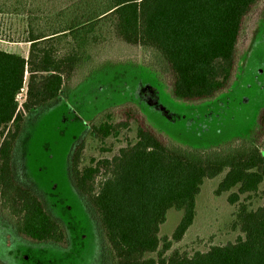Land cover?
<instances>
[{
  "label": "trees",
  "instance_id": "obj_1",
  "mask_svg": "<svg viewBox=\"0 0 264 264\" xmlns=\"http://www.w3.org/2000/svg\"><path fill=\"white\" fill-rule=\"evenodd\" d=\"M260 1L0 0V13L27 16L23 41L30 45L27 57L0 49L2 217L35 241L67 240L63 223L16 181L13 155L26 115L55 103L84 59L116 35L160 53L174 97L189 103L211 100L235 78L245 22ZM104 116L92 124V138L103 146L123 137L126 144L111 157L82 165L85 144L80 143L71 176L98 214L113 264H264V107L252 140L209 149L172 142L131 103ZM222 173L217 194L238 187L229 196L235 203L263 185L262 205L237 210L241 234L236 240L192 254L177 249L169 254L193 224L204 180ZM170 209L182 211V217L171 237L161 236Z\"/></svg>",
  "mask_w": 264,
  "mask_h": 264
},
{
  "label": "rangeland",
  "instance_id": "obj_2",
  "mask_svg": "<svg viewBox=\"0 0 264 264\" xmlns=\"http://www.w3.org/2000/svg\"><path fill=\"white\" fill-rule=\"evenodd\" d=\"M27 16L0 13V49L27 57ZM237 71L231 86L211 100L189 103L168 87V65L153 48L130 44L113 35L96 55L84 59L67 80L55 103L29 112L13 155V173L35 192L64 225L63 243L40 242L20 233L0 213V261L4 264H113L104 245L99 217L71 176L74 151L85 144L82 165L113 156L126 144L110 138L103 146L91 136L95 122L123 103L140 110L147 122L172 142L194 149L236 145L252 140L264 107V0L247 17L239 44ZM25 90L19 95L24 99ZM117 119V116H114ZM134 139V131L129 133ZM109 147V150H103ZM225 173L205 179L196 197L193 224L175 249L194 253L234 241L241 234L237 210L263 203L262 189L229 196L217 194ZM182 211L170 209L160 235L171 237Z\"/></svg>",
  "mask_w": 264,
  "mask_h": 264
}]
</instances>
